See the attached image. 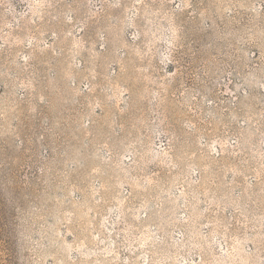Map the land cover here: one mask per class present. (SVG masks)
<instances>
[{
    "label": "rangeland",
    "instance_id": "rangeland-1",
    "mask_svg": "<svg viewBox=\"0 0 264 264\" xmlns=\"http://www.w3.org/2000/svg\"><path fill=\"white\" fill-rule=\"evenodd\" d=\"M0 264H264V0H0Z\"/></svg>",
    "mask_w": 264,
    "mask_h": 264
}]
</instances>
